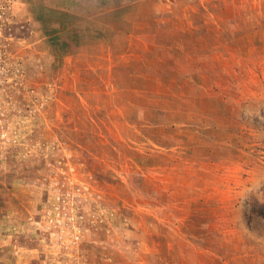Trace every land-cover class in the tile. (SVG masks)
<instances>
[{
  "label": "rangeland",
  "instance_id": "374dc122",
  "mask_svg": "<svg viewBox=\"0 0 264 264\" xmlns=\"http://www.w3.org/2000/svg\"><path fill=\"white\" fill-rule=\"evenodd\" d=\"M263 190L264 0H0V264H264Z\"/></svg>",
  "mask_w": 264,
  "mask_h": 264
},
{
  "label": "trees",
  "instance_id": "16d2710c",
  "mask_svg": "<svg viewBox=\"0 0 264 264\" xmlns=\"http://www.w3.org/2000/svg\"><path fill=\"white\" fill-rule=\"evenodd\" d=\"M252 213L264 219V190H263V200L261 202L254 200L251 204Z\"/></svg>",
  "mask_w": 264,
  "mask_h": 264
},
{
  "label": "crops",
  "instance_id": "0c3cea01",
  "mask_svg": "<svg viewBox=\"0 0 264 264\" xmlns=\"http://www.w3.org/2000/svg\"><path fill=\"white\" fill-rule=\"evenodd\" d=\"M157 23H158V21H157ZM159 25L160 24H156L155 25V28H158L159 27ZM129 36L131 37V40L133 39L132 37H134V35H132V33H130L129 34ZM142 38L141 37H139V39H135L137 42H140V43H142V44H144V40H141ZM199 76V75H198ZM150 78V80H151V78L152 77H149ZM153 79V78H152ZM151 83V82H150ZM150 85V84H149ZM155 91V89H150V92L152 93V92H154ZM151 98L149 99V101H151V102H153V103H155V104H157V100H159V96H157V97H152V96H150ZM163 98V97H162ZM152 99H153V101H152ZM154 100L156 101V102H154ZM152 107H154V106H152ZM155 116H159V112H157V110H155ZM196 117V116H195ZM182 121V120H181ZM180 121V122H181Z\"/></svg>",
  "mask_w": 264,
  "mask_h": 264
}]
</instances>
